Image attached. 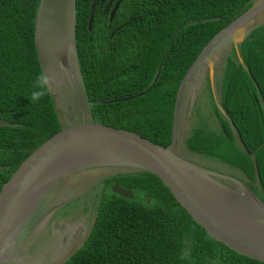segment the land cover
I'll list each match as a JSON object with an SVG mask.
<instances>
[{"label": "trees", "instance_id": "trees-1", "mask_svg": "<svg viewBox=\"0 0 264 264\" xmlns=\"http://www.w3.org/2000/svg\"><path fill=\"white\" fill-rule=\"evenodd\" d=\"M99 1L75 2L76 59L89 107L87 116L77 115L73 123L86 120L124 128L168 146L186 72L253 0H121L112 21ZM40 2L0 0V118L11 123L0 125V190L36 147L68 126L51 92L38 102L29 98L43 74L35 44ZM238 49L240 56L233 47L216 69L218 74L223 70L217 83L226 116L207 76L206 91L195 107L206 117L185 143L190 153L246 178L264 204V24ZM204 98L205 104L200 101ZM111 182L134 196L113 191L97 195L92 232L65 264H264L210 236L156 174L140 169L104 180Z\"/></svg>", "mask_w": 264, "mask_h": 264}, {"label": "water", "instance_id": "water-1", "mask_svg": "<svg viewBox=\"0 0 264 264\" xmlns=\"http://www.w3.org/2000/svg\"><path fill=\"white\" fill-rule=\"evenodd\" d=\"M75 2L41 0L38 9L35 44L42 73L55 72L56 79L51 89L54 85L63 84L67 76L72 78L74 70L78 68ZM93 22L94 4L89 29ZM262 24L264 0H253L252 5L220 30L199 54L180 84L174 113L173 139L168 146L158 145L124 128L86 120L73 123L74 114L68 109L69 125L36 147L0 190V264H26L17 254V238L23 230L22 226L62 177L102 165L135 167L156 174L171 190L178 203L210 236L239 254L264 262V204L260 199L236 177L203 167L174 150L185 87L196 66L202 61L207 62L214 82L217 43L224 40L225 46L229 47L228 44L233 42L240 56L239 45ZM209 52L212 57L208 56ZM162 63L151 87L158 80ZM131 97L135 95L118 100ZM215 99L220 111L226 116L217 94ZM111 101L117 100L103 102ZM0 125L11 123L0 118ZM220 178L237 182L240 189L232 188ZM120 192L125 196L132 195L129 190ZM47 213L49 211L44 215ZM87 236L82 239L73 236L51 264H65L84 245Z\"/></svg>", "mask_w": 264, "mask_h": 264}, {"label": "flooded vegetation", "instance_id": "flooded-vegetation-1", "mask_svg": "<svg viewBox=\"0 0 264 264\" xmlns=\"http://www.w3.org/2000/svg\"><path fill=\"white\" fill-rule=\"evenodd\" d=\"M99 2H100L99 6L104 9L103 12L105 13V15L108 14L110 21H112L113 17L116 14V11L119 7V5L117 7H116V5H117V3L120 4L121 0H117V1H115V0H100ZM114 8H116V9L112 15ZM217 66H219V65L215 62L214 66H213V70H214V77L216 79L218 77V71H216ZM210 70L211 69H210L209 64L205 61H202V63H200V65L196 66L192 75H190V77H189V81H188V84L186 85V88L184 91L185 93L183 95V101H182V105H181L182 111L180 110V115H179L178 138H177V143H176L175 147H177V145H179L178 144L179 135H180L179 141L181 142V140L183 139V136L185 134L183 129L188 130L192 126L191 122L195 121L192 114H193L194 108L196 106V103L198 102L199 95L203 94L206 91L205 83L207 80V76H209V79H210V83H211V87H212V93H213L214 97H215V94H217V97L219 99L218 102L221 105L220 95H219L220 87H219V84L217 82L215 83V81L214 82L212 81ZM78 74L80 76L79 68L77 71L74 70V73L72 74L73 75L72 78L67 76L65 82L72 81L74 76H76ZM80 82H81V76H80ZM188 94L191 95V100H188V97H187ZM194 94H196V97L192 100V95H194ZM62 96L63 95L61 94V97ZM74 96L75 95H72L73 100H75L78 103V100L74 99ZM62 99H63V97H62ZM205 100H206V98L200 99L201 103L203 102V104H205V102H204ZM215 101H216V99H215ZM185 106H188V108H187V114L184 116L183 111H184ZM68 109H71V111H72L73 108H72V106H69ZM68 109H67V113H68ZM203 109H204V106L201 108V110H203ZM68 120H69V118H68ZM74 120H75V117L73 118V121ZM184 142H185V140H184ZM122 167L125 169H123L119 172H116L115 174H118V173H136V172L140 171V169L135 168V167H128V166H122ZM94 168H100V167L96 166V167L87 168L84 170L94 169ZM82 171L80 170V171H76V172H72V173H78V172H82ZM69 174H71V173H69ZM69 174H67V175H69ZM115 174H110V175L104 176L103 178H101L99 180L100 183L98 182L95 185L92 184L93 187H91L90 189H88L86 191L82 190V191L78 192L77 194H75L74 196L70 197L69 199L62 200L59 203L58 202L52 203V201L49 200L48 196H49V193H51V192H49L46 195L47 197L45 196L43 198L44 201L43 200L41 201V203L37 207V209L34 212V214L32 215V217L22 226L23 230L17 238V245L19 247L18 251L20 252V251H23L24 249L28 250V249H30V247L38 248L41 245H52L55 243L56 250L58 249V252H56L55 257L48 263V264H51L54 261V259L60 253L63 252L64 248L70 243V240L73 236L79 237V238H81V237L84 238L85 236L88 235L87 236V239H88V237L90 236V234L92 232V230H91V232L89 233L90 228L93 224H95V221H96L97 212L95 210V204L98 201L97 195H101L104 192L113 191V192H116L118 194L123 195L124 197H133L134 196L133 193L131 196H129V195L125 196L124 193H121L120 192L121 190L123 191V190H129V189L123 188V186H121L117 182H111L109 184L104 183L105 179H107L109 177H113ZM224 174H228V173H224ZM67 175L62 177L56 183V185L59 184L60 182H64L65 184H66V182L68 183V180H65V178H67ZM228 175L234 176L237 179L241 180L243 183H245L249 187L251 192L255 195V193L252 191L250 186L247 184L246 178L239 177V176H236L233 174H228ZM220 180L222 182L226 183L227 185L231 186L234 189H237V190L240 189L237 182H234V181L228 180V179H223V178L222 179L220 178ZM56 185H54V187ZM98 185H100V186L98 187ZM95 187H96V189H95ZM91 191H92V195H91V197H90L91 199L89 200L88 203H84L81 206H78L77 203L74 205L70 204L71 201L77 199L78 197H82V195L84 196L85 193L87 194L88 192H91ZM48 211H49V213L44 215ZM93 227H94V225H93ZM18 256H19V254H18ZM49 260L50 259H48L47 261H49Z\"/></svg>", "mask_w": 264, "mask_h": 264}, {"label": "rangeland", "instance_id": "rangeland-1", "mask_svg": "<svg viewBox=\"0 0 264 264\" xmlns=\"http://www.w3.org/2000/svg\"><path fill=\"white\" fill-rule=\"evenodd\" d=\"M229 47H226L224 44V40H221L217 43L216 49L217 51V57L214 60L220 67L225 63V60L227 59L228 54H230L231 50L233 49L234 43L232 42L231 44H228ZM209 57H212L211 53H208ZM227 61V60H226ZM75 65V63H74ZM217 66V67H219ZM75 67H77L75 65ZM76 71L78 70L75 69ZM223 76V70L221 69L220 73L218 74V79L214 77L215 83H221V79ZM82 81V80H81ZM75 86V87H74ZM194 90V89H193ZM52 94L54 95L55 98V103L57 107V111L59 112L58 115L61 117L60 119L64 124L69 125V120H68V114H67V109L69 106H72V113L74 114V117L79 115L80 117H86L87 116V109L89 107V103L87 101L86 93L83 87L82 82H80V76L79 74L74 76L72 81L65 82L63 84H57L52 86ZM77 93V94H76ZM61 94L63 95V99L61 97ZM72 95L74 96V99L78 100V103L73 100ZM196 97V94H194ZM194 95H192V100L194 99ZM188 100H191V95L188 94ZM206 103V100L204 101ZM198 106V105H197ZM197 106H195L197 108ZM187 108L188 106L184 107L183 115L185 116L187 114ZM181 111H182V106H181ZM213 117L214 114H212ZM192 116H198V119L191 122L192 126L188 130L183 129L185 132L183 139L180 140V135L178 139V144L176 147V151L183 156L187 157L189 160L201 165L206 168L218 171V172H224L228 174L235 173L231 171V169H228L227 167L217 164L215 162H209L204 159L199 158L197 155H194L190 153L187 149L186 143L184 140L188 135L191 134L193 128L198 125L199 120L202 117H206V114H203L202 112H198L197 109L194 108ZM217 123V122H216ZM197 124V125H196ZM218 165V166H216ZM217 168H213V167ZM100 168H94V169H88V170H81L82 172L78 173H71L67 175V178L65 180H68V183L66 184L64 182H60L57 184L55 187H53L49 192V200L53 202H61L62 200L69 199L70 197L74 196L78 192L84 190L90 189L92 184H96L99 182L101 178H103L106 175L110 174H115L116 172H119L125 168L122 166H115V165H102L99 166ZM235 175V174H233ZM100 183V182H99ZM100 185H98L99 187ZM96 189V187H95ZM92 191L88 192L87 194L85 193L84 196L82 195L81 199L74 204H78V206H81L84 203H88L89 200L91 199ZM47 197V196H46ZM44 201V200H43ZM59 234V233H58ZM56 252H58V249L56 250V245L55 243L52 245H41L38 248H33L30 247V249H24L23 251H18L17 254H19V258L23 261L30 262V264H48L54 257ZM50 259L49 261H47Z\"/></svg>", "mask_w": 264, "mask_h": 264}, {"label": "clouds", "instance_id": "clouds-1", "mask_svg": "<svg viewBox=\"0 0 264 264\" xmlns=\"http://www.w3.org/2000/svg\"><path fill=\"white\" fill-rule=\"evenodd\" d=\"M55 72L49 71L48 74H41L37 77L34 84V91L30 95V100L33 102H38L47 96L51 89V84L55 80Z\"/></svg>", "mask_w": 264, "mask_h": 264}]
</instances>
